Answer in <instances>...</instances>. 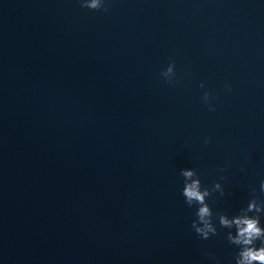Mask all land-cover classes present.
I'll list each match as a JSON object with an SVG mask.
<instances>
[{"label": "water", "instance_id": "95a60500", "mask_svg": "<svg viewBox=\"0 0 264 264\" xmlns=\"http://www.w3.org/2000/svg\"><path fill=\"white\" fill-rule=\"evenodd\" d=\"M99 2L0 0V264H238L235 219L264 230V0Z\"/></svg>", "mask_w": 264, "mask_h": 264}, {"label": "clouds", "instance_id": "9594fccd", "mask_svg": "<svg viewBox=\"0 0 264 264\" xmlns=\"http://www.w3.org/2000/svg\"><path fill=\"white\" fill-rule=\"evenodd\" d=\"M82 7H87L89 9H101L102 5L99 0H92L91 4H86L84 0L81 3ZM203 86V84H201ZM209 94L205 92L204 99L207 101ZM205 143H208V140H205ZM182 175L185 180L191 178L194 173L191 170H183ZM261 188L264 190V180L261 181ZM183 196L186 198V201L189 205L193 203V201L203 205L204 196L207 195V192L203 194L199 191V182L197 180H193L190 184H185L183 189ZM251 207V206H250ZM211 211L208 206H201L197 212V217L204 222V227H196L195 222L192 223V228L202 239H207L209 237V232L215 234V229L212 227L210 221ZM205 217H208L209 220H205ZM220 223L224 226L230 227L231 224L224 217L220 218ZM234 223L238 228L237 237H230L233 243L244 245V250L240 253V260L238 264H255V262H259V264H264V242H262V246L260 248L251 247L254 240L261 239L264 237V230L258 226V222L256 219H247V218H237Z\"/></svg>", "mask_w": 264, "mask_h": 264}]
</instances>
